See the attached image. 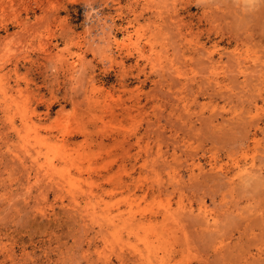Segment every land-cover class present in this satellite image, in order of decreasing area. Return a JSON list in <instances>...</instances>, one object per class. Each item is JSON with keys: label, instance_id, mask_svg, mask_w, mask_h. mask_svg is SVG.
<instances>
[{"label": "rangeland", "instance_id": "1", "mask_svg": "<svg viewBox=\"0 0 264 264\" xmlns=\"http://www.w3.org/2000/svg\"><path fill=\"white\" fill-rule=\"evenodd\" d=\"M0 264H264V4L0 0Z\"/></svg>", "mask_w": 264, "mask_h": 264}, {"label": "clouds", "instance_id": "2", "mask_svg": "<svg viewBox=\"0 0 264 264\" xmlns=\"http://www.w3.org/2000/svg\"><path fill=\"white\" fill-rule=\"evenodd\" d=\"M246 3L252 10H254L257 5L264 4V0H246Z\"/></svg>", "mask_w": 264, "mask_h": 264}]
</instances>
